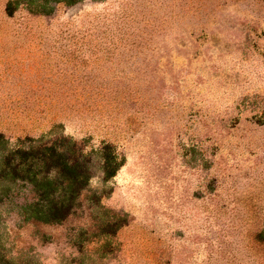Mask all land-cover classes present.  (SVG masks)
<instances>
[{"label":"rangeland","instance_id":"rangeland-1","mask_svg":"<svg viewBox=\"0 0 264 264\" xmlns=\"http://www.w3.org/2000/svg\"><path fill=\"white\" fill-rule=\"evenodd\" d=\"M0 134V264H264V0H0Z\"/></svg>","mask_w":264,"mask_h":264},{"label":"trees","instance_id":"trees-1","mask_svg":"<svg viewBox=\"0 0 264 264\" xmlns=\"http://www.w3.org/2000/svg\"><path fill=\"white\" fill-rule=\"evenodd\" d=\"M59 1L72 3L76 0ZM3 136L4 135L0 134V141L3 139ZM38 152L40 156L36 164L39 165L43 163L49 169L43 177L38 176L39 172L33 168V163H30L29 167H24L25 165L28 166L27 161L21 160L16 162L17 158L12 152L4 155L2 171L7 175L12 173L17 174L18 171L28 173L30 182L38 187L39 185L42 187V196H45L46 200L50 203L48 206L49 211L47 212L63 215L66 210V202L65 199L58 196L57 188L67 182L68 187H71V191L76 192L80 189L83 180L87 178L85 174L86 169L83 167V163L78 157V152H83V148L77 142L67 143L61 142L59 139H54L44 142L43 145L38 148ZM109 161L111 160L106 162L105 168L107 176L113 175L118 168V166H112ZM50 169H53L52 173Z\"/></svg>","mask_w":264,"mask_h":264}]
</instances>
